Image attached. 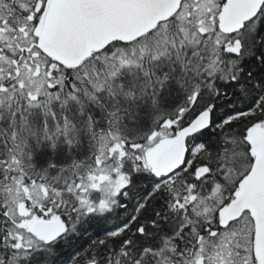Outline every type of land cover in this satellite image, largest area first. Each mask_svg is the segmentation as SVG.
I'll list each match as a JSON object with an SVG mask.
<instances>
[{
  "label": "snow or ice",
  "instance_id": "1",
  "mask_svg": "<svg viewBox=\"0 0 264 264\" xmlns=\"http://www.w3.org/2000/svg\"><path fill=\"white\" fill-rule=\"evenodd\" d=\"M0 264H264V0H0Z\"/></svg>",
  "mask_w": 264,
  "mask_h": 264
}]
</instances>
